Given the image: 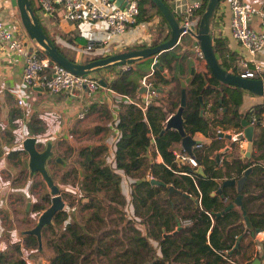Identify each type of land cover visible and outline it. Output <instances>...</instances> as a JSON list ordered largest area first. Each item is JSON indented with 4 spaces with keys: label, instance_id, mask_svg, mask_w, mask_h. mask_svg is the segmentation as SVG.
Returning a JSON list of instances; mask_svg holds the SVG:
<instances>
[{
    "label": "trees",
    "instance_id": "trees-1",
    "mask_svg": "<svg viewBox=\"0 0 264 264\" xmlns=\"http://www.w3.org/2000/svg\"><path fill=\"white\" fill-rule=\"evenodd\" d=\"M32 1L30 5L36 13L37 7ZM136 1L139 6L137 21L142 16H152L146 11L147 4L160 15V34L152 44L166 40L170 36V27L157 5L151 0ZM207 1L201 0L199 15ZM215 18L214 12L210 18V30ZM50 39L68 59L76 61ZM225 43V38L212 34L213 49L221 65L226 70L239 73L231 51L226 55ZM183 45L179 41L158 53L138 58L140 62L136 65L133 62L137 60H133L129 62L128 69L115 73L117 79L109 81L110 88L130 98L125 99L127 103L117 113L113 155L110 157L109 147L104 142L84 144L78 148L79 165L67 169L62 178L71 176L81 180V198L86 197L87 200L81 203L80 209L86 211L80 219H74L69 218L68 210L63 208L54 214L52 224L42 227V236L47 234L46 241L52 251L47 264H97L101 263L102 256L107 258L108 264H241L243 237L251 230L239 208L226 209L238 192L234 188L230 192L227 186L222 187L219 193L212 190L217 191L218 180L238 178L248 166H252L253 171L246 178L257 174L256 182H260L261 177L264 178V152L259 156L263 157L262 161L254 155L245 160L236 155L226 158L224 153L223 162L218 165L213 158V150L220 147L218 126H232L236 131L240 118L251 119L252 116L264 123V104L254 105L240 113L238 106L244 89L222 83L211 74L208 65L207 72L194 71L185 87L184 129L191 135L195 131L203 132L212 137V141L210 144L199 141L192 146V154L202 166L203 173L195 172L187 165H177L171 149L180 143L181 136L174 128L164 129V122L168 113L174 112L180 103L181 77L173 73L172 62L187 54L182 50ZM36 53L39 56L45 54L42 48H38ZM98 57L84 54L80 62ZM153 58L161 68L159 65L151 67ZM150 68L155 78L153 83L163 94L153 97L143 110L136 103L141 101L139 78ZM164 68L168 74L164 73ZM210 95L213 97L208 107L211 114L207 116L204 110ZM224 107L227 109L223 111ZM253 146L255 149L264 148V125L254 137ZM156 156L161 160L156 161ZM182 169L188 173L180 172ZM149 174L173 185L176 190L151 183ZM123 177L127 181V195L121 190ZM71 183L75 182L72 180ZM259 184L264 189V183ZM245 189L244 186L241 192ZM183 191L199 198V203L183 195ZM62 198L65 199L64 195ZM49 202V193L32 202L29 212L35 213V221ZM66 205L71 207L73 203L69 201ZM243 208H246L244 203ZM247 216L253 228L264 229V211L256 216L248 212ZM185 219H189V223L184 224ZM239 235L241 237L235 246ZM262 247L264 249V240ZM24 250L42 251L34 234H21L12 247L0 252V264H26ZM245 264H251V261Z\"/></svg>",
    "mask_w": 264,
    "mask_h": 264
},
{
    "label": "crops",
    "instance_id": "crops-1",
    "mask_svg": "<svg viewBox=\"0 0 264 264\" xmlns=\"http://www.w3.org/2000/svg\"><path fill=\"white\" fill-rule=\"evenodd\" d=\"M163 1L170 7L178 20V17L182 15L183 5H185L187 0ZM246 1L264 6V0ZM32 4L37 7L36 0H33ZM146 7L147 13H152L150 18H143L144 16H142V18L138 19L136 25L127 27L123 33L117 35L109 33L107 25L103 20L67 19L64 15V7L59 4L50 16H42L38 10L36 11V15L47 36L52 38L64 52L71 54L76 59V62H80L84 54L102 57L137 48L135 47L137 44H143L144 46L152 45L159 33L160 15L155 13L154 8L150 4H147ZM216 8L214 11L216 13L215 23L212 27L214 33L212 34L226 39L224 45L228 49L226 55L231 51V57L235 58L239 66V62L244 58L246 51L230 35V10L227 0H220ZM0 15L6 28L15 36L24 40L28 49L37 50L41 48L25 31L20 20L17 0H0ZM252 25L257 29L259 28L256 18L252 20ZM185 38L188 39V43L184 42L185 40L182 41L184 43L182 50L186 51L187 54L184 53L186 54L184 57H179L172 62L173 73L180 75L181 78H185L190 74L192 65L195 67V71L207 72V63L197 60L192 53L193 38L190 35L185 36ZM89 41H94L95 44L86 50V45ZM180 50L178 51L179 53H181ZM254 59L262 66L259 77L264 78V48L256 53ZM139 62L137 60L133 64L136 65ZM23 63V54L16 55L13 59L0 60V252L6 251L9 247H12L14 241L20 239L23 231L30 228L26 224L28 215L30 214L33 217L35 214L34 212H28L30 211L32 202L37 198L33 194L35 188L31 186L34 185L35 176L41 174H38V172H35L33 175L29 174V157L22 147V140L29 135L36 136L39 149L45 147L41 148L42 143L46 145V142L50 141L53 157L56 156L54 154L56 151L65 161L64 164L57 162L64 166L69 165L71 159H74V162L79 165L78 148L84 144L104 142L109 147L111 157L113 155V141L117 134L115 126L117 113L127 103L125 99H130L125 94L109 90L105 87H101L89 95L77 97L75 94L63 91L50 92L47 89L38 88V86H29L22 80ZM251 64H248L249 68H252ZM117 67L118 64L110 68L107 66L100 67L98 70L91 71V73L102 74L103 77L108 79L109 83V81L117 79L118 75H114L111 78V75L116 73ZM166 74H168V70ZM162 94L161 90H158L157 96ZM140 96V98L143 97L142 92H140ZM209 98L204 110V114L207 116L211 114L208 107L213 97L210 95ZM18 99L23 100L22 104H18ZM258 104H264V95H256L243 91L238 111L244 113L248 108ZM80 109L84 110L85 115L83 118L77 116ZM225 109L227 108L224 107L223 111ZM218 118L221 119V116L219 115ZM218 127L223 132L233 131L232 126L225 128H222L223 126ZM240 127L241 125L237 129ZM69 132H72L75 137H68ZM192 137L205 144H210L212 141V137L200 131H195ZM218 143L220 147L213 150L214 159L216 153L222 149V146L228 144L229 141L224 137H220ZM230 146L232 148L220 153L218 159L223 158V154L226 153V158L236 155L241 160H245L246 157H251V155L259 157L264 152V148L255 149L253 144L250 150L247 149L248 143L246 139L239 140ZM49 158L46 162V167L52 176L48 168ZM148 158L150 159L149 152ZM155 159L156 161H160L161 157L156 156ZM218 159L215 160L218 162ZM262 160L263 157L258 158V161ZM222 162H218V165H221ZM257 177L258 175L254 174L251 178H246L247 182L245 181L244 183L246 191L242 193V201L246 208H243L242 205V209L245 210V214L247 215L250 212L253 216H256L258 213L264 211V189L263 185L259 184L260 182L264 183V178L261 177V181L256 182ZM40 179L43 180L42 177ZM218 181L221 182V179ZM43 182L45 181L43 180ZM45 186L47 188L46 193H49L46 183ZM227 187L230 188V192H233V188L236 190L235 186ZM121 190L127 195L128 187L124 177L121 181ZM190 195L195 197L192 194ZM192 197L189 198L192 199ZM197 199L198 201L200 200L199 198ZM28 201L30 202V207L26 211ZM233 207L239 208L242 211L236 204ZM23 215L25 216V220L22 217ZM238 222H240L239 219ZM238 222L236 221V223ZM263 240L264 238L259 241L256 240L254 234L251 232L243 237L241 252L243 260L240 262L241 264L249 261L252 263L256 257L259 259L257 264H264ZM23 253L26 264H47L50 261L46 260L43 256L35 260L33 257L34 252L30 250H24Z\"/></svg>",
    "mask_w": 264,
    "mask_h": 264
},
{
    "label": "built area",
    "instance_id": "built-area-1",
    "mask_svg": "<svg viewBox=\"0 0 264 264\" xmlns=\"http://www.w3.org/2000/svg\"><path fill=\"white\" fill-rule=\"evenodd\" d=\"M36 2L37 10L42 16H50L59 4L64 7V15L67 19L103 20L109 33L113 35L123 33L127 27L136 25L137 15L139 14V6L136 0H129L124 7L116 6L113 0H36ZM227 3L230 10V35L246 51L244 58L239 62L238 74L244 77H258L257 75L261 74L262 66L254 59V56L259 50L264 48V6L256 5L246 0H227ZM201 8V0H187L185 5H183L182 15L178 21L180 27L178 42H182L187 35H190L195 40L192 31H197ZM254 18L257 20L258 29L252 25ZM212 33L214 31L211 30ZM94 44V41H89L86 45V50L90 49ZM192 53L197 60L206 63L199 44L195 45L193 43ZM20 54L24 55L22 80L29 86H38L50 92L63 91L75 94L77 97L89 95L101 87L114 90L110 88L108 79L100 73L93 74L89 71L78 74L56 62L46 53L39 56L35 49H28L24 40L15 36L6 28L0 15V60L13 59ZM155 60L153 58L151 63L153 64ZM249 63H252V68H249ZM128 67L129 63L118 64L116 73L119 74L123 70L128 69ZM152 68L139 78L140 87H144V90L142 91L143 97L141 101L136 103L143 110L152 101L153 97L158 94V88L153 83L155 78ZM163 71L167 73L166 68ZM114 75H111V78ZM17 102L22 104L23 100L18 99ZM84 115L83 109H80L77 113L79 118H83ZM255 120V116L250 119L251 123ZM68 137L74 138L75 136L72 132H69ZM171 150L177 165H187L190 168H195L199 165L196 157L182 147L180 143ZM222 160L223 158L221 157L218 162L221 163ZM180 172L188 173L183 169ZM150 177L153 176L149 174L148 178ZM212 191L215 192V190ZM208 214L211 215L209 212ZM183 223H189V219H185ZM254 237L258 241L262 240L264 238V230L256 231Z\"/></svg>",
    "mask_w": 264,
    "mask_h": 264
},
{
    "label": "water",
    "instance_id": "water-1",
    "mask_svg": "<svg viewBox=\"0 0 264 264\" xmlns=\"http://www.w3.org/2000/svg\"><path fill=\"white\" fill-rule=\"evenodd\" d=\"M114 4L119 7H124L129 0H113ZM153 1L159 10L162 12L164 17L166 18L169 27H170V36L157 44H152L149 46H144L140 48H132L124 51H120L117 53L108 54L102 57L90 59L86 62H76L68 59L62 52L57 49V47L52 43L51 39L45 33L38 16L33 11L30 0H17V6L19 10V16L25 31L28 33L31 39H34L36 43L43 48L44 52L50 56L56 62L62 64L69 70L75 73H85L92 70H98L100 67H105L109 64H123L132 62L135 59L141 57H147L151 54L158 53L161 50L172 47L174 44L178 43V35L180 31V27L178 25V20L175 15L172 13L170 7L163 0H151ZM220 0H208L205 9L201 13L199 18L197 31L193 32L192 35L195 37L193 43L199 44L203 57L209 67L211 74L225 84H230L245 91H248L252 94L256 95H264V78L263 77H244L239 75L238 73L231 72L226 70L220 63L212 45V34L210 30V18L213 15L216 6ZM159 65L158 61H154L152 67ZM161 68V65H159ZM195 71V67L192 65L190 68V74L185 78H181V95H180V103L175 109L174 112L170 113L164 122V129L174 128L176 129L180 136V144L184 147L189 153H192V146L199 142V140L194 139L191 134L186 133L184 129V117L182 116V111L186 102V91L185 87L188 81L190 80L191 75ZM40 88V87H38ZM144 87H140L139 91L142 92ZM241 127L237 129L235 132H223L220 131L218 133L219 137H224L229 141L228 144L224 145L222 149L215 155V159L219 158L220 153H223L232 147L230 146L233 143H236L239 140L246 139L248 143V148L250 150L251 145L253 144L254 137L260 131L258 127H262L264 123L262 120H255L251 123L250 119H246L244 117L240 118ZM258 130V131H257ZM22 147L28 153V166H29V174L33 175L35 172H39L41 177L45 181L46 185L49 188L50 193V202L43 209L37 217L36 223L23 231V233L34 234L37 237L38 248H42V227L46 224H52V218L54 214L64 208L65 201L62 198L59 186L54 182L53 177L48 172L46 167V162L49 157L53 156V151L51 148V142H46V145L43 149H39L37 145L36 136H26L22 140ZM55 161L61 162L64 164V160L59 155L54 156ZM252 170L251 166H248L244 169L242 175L238 178L231 177L225 178L221 181L220 186L218 187L216 193L221 191L222 187L225 186H235L237 190V195L234 198V201L226 206V209L231 208L234 204L238 205L242 209L243 194L241 192L244 183L246 181V177ZM195 172L203 173V168L201 165H198L194 168ZM151 183L162 184L167 186L170 190H176L173 185L166 184L160 179H156L154 177L149 178ZM183 195L192 197L190 194L186 192H181ZM195 203H199L198 199L192 197ZM30 202H27L26 211L29 210ZM244 219L248 228L251 229V233L254 231H258L260 229L253 228L248 216L245 214V210L242 209ZM219 214V213H217ZM241 235L238 236L235 246L238 244ZM259 259L256 257L251 264H257Z\"/></svg>",
    "mask_w": 264,
    "mask_h": 264
},
{
    "label": "rangeland",
    "instance_id": "rangeland-1",
    "mask_svg": "<svg viewBox=\"0 0 264 264\" xmlns=\"http://www.w3.org/2000/svg\"><path fill=\"white\" fill-rule=\"evenodd\" d=\"M179 20H180V17H178V21ZM159 33H160V31H159ZM158 34H157V36H158ZM155 39H156V37H155ZM185 42L188 43L187 38H185ZM237 67H238V65H237ZM238 70H239V67H238ZM44 146H45V143H42L41 148H43ZM54 154L59 155L58 153H56V151L54 152ZM70 161L71 162L67 166L60 165L57 161H55V158L53 156H51L49 158L48 168L50 169V172H51L52 176L54 177L55 182L58 184V186L60 188L61 195H64V198H65L64 199V201H65V207L64 208L68 210L69 218L80 219L81 214H84L86 211V210L80 209L81 203L83 201L87 200L86 197L81 198V192L79 189L80 184H81V180L78 178L73 179L71 176L70 177L65 176L64 178H62L64 172L67 169H71L72 167L78 166V164L74 162V159H71ZM40 178H41V175H36L35 179H34V185L31 186L32 188H35V191L33 194H35L37 197H40L41 195L45 194L46 190H47V188L45 186V182H43V180H41ZM72 180L75 182L74 184L71 183ZM43 192H45V193H43ZM69 201H71L73 203V205L71 207L66 205V203ZM22 217L25 220V216L23 215ZM113 217L116 218L117 214L114 213ZM36 221H37V219H36ZM36 221H35V216L32 217L29 214L28 215V221L26 224H28L29 227H32ZM58 232H60V229L58 230ZM46 237H47V234L42 236V251L33 253V257L35 258V260L38 259V257H40V256H43L44 258H46V260H49L51 255H52V251L50 250V248L47 244ZM29 258H30V256H29ZM97 264H108L107 258L102 256L101 263H97Z\"/></svg>",
    "mask_w": 264,
    "mask_h": 264
},
{
    "label": "flooded vegetation",
    "instance_id": "flooded-vegetation-1",
    "mask_svg": "<svg viewBox=\"0 0 264 264\" xmlns=\"http://www.w3.org/2000/svg\"><path fill=\"white\" fill-rule=\"evenodd\" d=\"M231 133L235 132V131H230Z\"/></svg>",
    "mask_w": 264,
    "mask_h": 264
},
{
    "label": "clouds",
    "instance_id": "clouds-1",
    "mask_svg": "<svg viewBox=\"0 0 264 264\" xmlns=\"http://www.w3.org/2000/svg\"><path fill=\"white\" fill-rule=\"evenodd\" d=\"M261 230V229H260Z\"/></svg>",
    "mask_w": 264,
    "mask_h": 264
}]
</instances>
